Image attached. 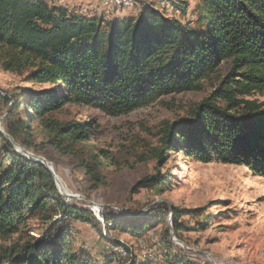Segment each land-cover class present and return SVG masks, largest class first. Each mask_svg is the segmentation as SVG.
Instances as JSON below:
<instances>
[{
	"label": "trees",
	"instance_id": "trees-1",
	"mask_svg": "<svg viewBox=\"0 0 264 264\" xmlns=\"http://www.w3.org/2000/svg\"><path fill=\"white\" fill-rule=\"evenodd\" d=\"M135 1L142 5L135 18L106 19L50 0H0V67L28 84L49 85L24 88L10 99L0 94V108L7 109L5 132L36 153L33 124L39 121L46 145L76 161L101 186L115 159L91 143L96 139L91 122L58 117L66 106L127 115L162 97L201 90L202 81L230 61L227 78L245 81L230 80L237 87H220L189 117L166 124L156 159L178 152L204 164L243 166L264 178V105L238 96L263 85L262 77L241 70L264 67V0H194L191 19L189 1L163 0L182 19L170 17L161 5ZM167 183L157 173L137 187L162 195ZM174 211L175 219L184 213ZM103 218L108 230L136 236L150 226L125 229L116 217ZM74 221L100 225L90 211L68 204L53 174L18 153L0 131V264H97L77 246ZM164 243L172 247L168 239ZM165 263L188 264L178 257Z\"/></svg>",
	"mask_w": 264,
	"mask_h": 264
},
{
	"label": "rangeland",
	"instance_id": "rangeland-1",
	"mask_svg": "<svg viewBox=\"0 0 264 264\" xmlns=\"http://www.w3.org/2000/svg\"><path fill=\"white\" fill-rule=\"evenodd\" d=\"M50 1L63 4L61 0ZM144 1L161 5L170 17L182 19L181 13L167 1ZM184 1L190 2L186 18L191 19L196 2ZM89 2L94 8L86 9L72 2L69 9L77 13L79 10L95 14L98 11L99 16L106 19L135 18L142 10L141 3L136 1L133 6L125 8L109 3L101 5L100 0ZM230 72L231 62L224 61L202 81L201 90L165 96L150 106L123 116H108L84 106H66L58 117L91 122L96 130V139L91 143L108 150L115 159V166L108 168L106 182L101 186L89 181L76 161L47 146L40 122H34L36 153L25 149L44 157L59 177L64 191L77 196L65 197L68 204L90 211L100 222L98 229L78 221L72 224L77 246L97 264H166V259L176 257L188 264H264L263 177L254 175L243 166L217 162L204 164L187 159L178 152L164 155L162 161L156 159L157 152L163 149L166 124L189 117L198 103L211 97L220 87H237L230 80L245 81L237 75L229 80ZM241 72L262 77L263 85L239 93V98L264 105V67L244 68ZM48 87L28 84L23 77L8 74L0 67L1 95L19 96L24 88L38 90ZM217 103L225 105L219 99ZM6 114L7 109L0 108L1 132ZM157 173L168 181L166 193L157 195L150 188L137 187L140 180ZM175 209L184 212L177 219ZM103 215L116 217L125 229L126 226H150L142 236L122 229L108 230ZM176 225L180 227L178 235ZM165 239L172 243V247L163 244ZM113 240L123 246H116Z\"/></svg>",
	"mask_w": 264,
	"mask_h": 264
},
{
	"label": "water",
	"instance_id": "water-1",
	"mask_svg": "<svg viewBox=\"0 0 264 264\" xmlns=\"http://www.w3.org/2000/svg\"><path fill=\"white\" fill-rule=\"evenodd\" d=\"M0 93H2V92H0ZM3 96L6 99H10L11 98L7 94H3ZM2 133L13 144V146L16 148V150L19 153H22L28 159H31V160H34L36 162H39V163L43 164L53 174L54 179H55V182H56V185H57V187L59 189V192L64 197H66L68 199L77 198V196L67 194L64 191V188H63V186L61 184V181H60L59 177L56 175V173L54 172L52 166L50 165V163L44 157L37 156V155L31 153L30 151L26 150L22 145H20L19 143H17L9 134L5 133L4 129H2ZM172 235H173V232H172ZM174 240L183 246V244L181 242H179L177 239H174Z\"/></svg>",
	"mask_w": 264,
	"mask_h": 264
},
{
	"label": "crops",
	"instance_id": "crops-1",
	"mask_svg": "<svg viewBox=\"0 0 264 264\" xmlns=\"http://www.w3.org/2000/svg\"><path fill=\"white\" fill-rule=\"evenodd\" d=\"M72 2L74 3V2H77V3H79L80 5H82V6H80V7H83V8H86V9H89V8H92L93 7V5L91 6V3L89 2V0H72ZM72 2L70 3L68 0H61V3H63V4H61L62 6H65V7H70L69 5H72ZM64 3H66V4H68V6L67 5H65ZM90 3V4H89ZM60 5V4H59ZM82 8V9H83ZM94 8V7H93ZM80 14H82V15H87V17H91V16H98V17H101V16H99V14H98V11L96 12V14L95 13H90V12H85V13H83L84 11L83 10H79L78 11Z\"/></svg>",
	"mask_w": 264,
	"mask_h": 264
},
{
	"label": "bare ground",
	"instance_id": "bare-ground-1",
	"mask_svg": "<svg viewBox=\"0 0 264 264\" xmlns=\"http://www.w3.org/2000/svg\"><path fill=\"white\" fill-rule=\"evenodd\" d=\"M106 3H109L110 5L118 6L121 8L130 7L135 4L133 1H127V0H108Z\"/></svg>",
	"mask_w": 264,
	"mask_h": 264
},
{
	"label": "built area",
	"instance_id": "built-area-1",
	"mask_svg": "<svg viewBox=\"0 0 264 264\" xmlns=\"http://www.w3.org/2000/svg\"><path fill=\"white\" fill-rule=\"evenodd\" d=\"M107 1H108V0H100V4L106 6V2H107ZM127 1H133V2H135V0H127Z\"/></svg>",
	"mask_w": 264,
	"mask_h": 264
}]
</instances>
